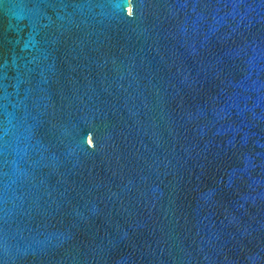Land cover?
<instances>
[{"label": "water", "instance_id": "95a60500", "mask_svg": "<svg viewBox=\"0 0 264 264\" xmlns=\"http://www.w3.org/2000/svg\"><path fill=\"white\" fill-rule=\"evenodd\" d=\"M0 264H264V0H0Z\"/></svg>", "mask_w": 264, "mask_h": 264}]
</instances>
